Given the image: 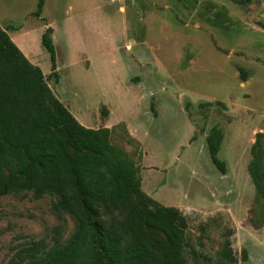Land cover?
<instances>
[{"label":"rangeland","instance_id":"374dc122","mask_svg":"<svg viewBox=\"0 0 264 264\" xmlns=\"http://www.w3.org/2000/svg\"><path fill=\"white\" fill-rule=\"evenodd\" d=\"M37 2L0 0V27L81 125L110 129L142 192L186 217L188 263L215 262L229 239L236 264H264V200L247 170L264 132V0H44L36 17ZM212 127L224 174L208 153ZM72 231L49 198L0 196V264Z\"/></svg>","mask_w":264,"mask_h":264},{"label":"trees","instance_id":"16d2710c","mask_svg":"<svg viewBox=\"0 0 264 264\" xmlns=\"http://www.w3.org/2000/svg\"><path fill=\"white\" fill-rule=\"evenodd\" d=\"M43 3L38 0L36 17ZM51 33L45 29L41 46L56 77ZM240 76L245 81L246 72ZM110 134L108 128L81 125L0 27V196L49 198L58 220L73 221L67 240L57 237L50 246L31 242L13 264H189L186 217L142 192L137 167ZM222 139L218 127L206 136L211 163L224 174L226 164L218 158ZM250 155L247 170L262 207L264 132L255 134ZM217 256L210 263L193 253L192 264L237 262L229 239Z\"/></svg>","mask_w":264,"mask_h":264}]
</instances>
